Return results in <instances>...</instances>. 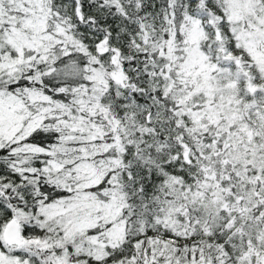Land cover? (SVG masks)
<instances>
[{
    "label": "snow or ice",
    "instance_id": "1",
    "mask_svg": "<svg viewBox=\"0 0 264 264\" xmlns=\"http://www.w3.org/2000/svg\"><path fill=\"white\" fill-rule=\"evenodd\" d=\"M0 264H264V0H0Z\"/></svg>",
    "mask_w": 264,
    "mask_h": 264
}]
</instances>
